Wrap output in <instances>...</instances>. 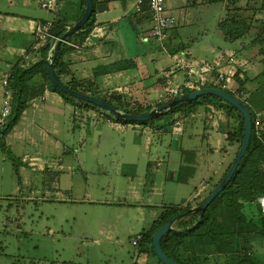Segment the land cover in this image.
Here are the masks:
<instances>
[{
    "label": "crops",
    "instance_id": "obj_1",
    "mask_svg": "<svg viewBox=\"0 0 264 264\" xmlns=\"http://www.w3.org/2000/svg\"><path fill=\"white\" fill-rule=\"evenodd\" d=\"M55 1L54 12L58 17L53 19L33 18L30 14L18 10L5 12L0 10V73L13 69L22 71L43 58L40 51L30 53L28 60L21 57L22 52L27 51L33 44L32 31L36 23L59 20L67 28L78 21L84 9L82 0ZM198 1L179 0L176 8H172L170 4L165 6L175 17L176 24L167 32L168 39L165 43L167 48L163 51L149 36L150 13L145 6H137L136 0H94L96 12L91 20L93 24L91 33L83 43H73L79 47L78 49L70 47L71 49L65 52L61 62L66 65L67 74L63 75V79L68 81L73 77L82 84L90 85L94 91H100L102 87L112 94L119 95L121 92L120 96L134 105L135 102L142 104L145 100L148 102L156 100L162 86L163 73L175 68L172 55L184 56L189 61L206 63L216 70L233 74L238 61L247 63L245 56L249 49L248 44H241L238 50L227 48L219 50V45L208 44L204 38L181 35V31H178L180 23L190 25L188 17L191 16L192 6L198 3L209 4L206 0ZM66 2L71 4L72 12L61 16ZM250 3L252 0H233L231 5L235 7L231 8L229 3L228 8L237 9L234 16L237 14L238 18L242 12L249 13L246 15L249 19L254 13L253 20L257 24L260 21L256 17H263L260 13L264 11H259L257 7L264 9V2L257 4L258 6H249ZM29 4L23 1V9L28 8ZM11 6L16 7L13 4ZM222 21L224 19L220 23ZM132 31L137 35L136 39L131 38ZM248 32L252 33V29L250 28ZM131 39L140 50L137 54H135L137 50L131 54L126 44V41ZM230 58L234 63H231ZM171 79L175 83H181L183 75L175 71ZM43 83V78L36 74L29 80L28 86L32 89L40 87ZM140 91L142 93L144 91L145 100L142 99ZM2 93L0 83V102ZM70 110L76 112V107L66 103L58 93L48 89L44 84L43 92L29 102L18 124L6 135L5 145L10 149L14 159L20 161L16 168L11 163L17 177L16 189L25 186H28L30 191L34 189L35 183L32 182L30 185L31 174L34 173L66 174L68 177L63 186L60 182H53L56 184L55 190L66 192L78 189L79 184L75 180L77 170L82 174L108 175L107 180L96 186L87 184L84 189L89 196L101 194L99 198H89L88 202L100 204L109 215V218L99 220L95 237H86L88 246L91 247L106 241L116 244L121 252L122 238L128 237L132 242L135 235H141L149 230L164 209L198 205L212 191V185L218 181L236 156V143L227 139L228 127L233 121L225 112L215 109L210 104L181 116L183 118L181 133L178 135L172 133V136H176L174 142L168 141L166 137L154 138L152 135L155 130L149 126L122 124L110 119L90 124L95 130L96 141H93L94 138L91 136L83 140L80 134L79 136L73 134L71 142L66 139L61 141L59 129L63 127L62 129L66 131L68 124L66 118ZM209 114H213L214 119ZM231 125L233 128L234 123ZM108 130L119 134V139L104 137L106 142L102 144V135ZM75 141L79 143L78 152L85 143L93 144L92 155L88 161L84 162L77 155L74 164L68 160L69 156L67 157L66 153H71V146ZM24 144L29 146L31 151L27 150L20 154V146ZM49 147L59 153L58 156L50 154L44 156L41 153ZM105 147V162H101L98 153ZM0 155L1 165L4 166L9 159L2 152ZM15 163L17 164V161ZM43 188L46 193L51 191L45 182ZM63 199L69 200L68 198L60 200ZM221 212L222 217L218 219L222 229L225 232L233 230L235 223L227 219L226 211L221 209ZM138 254L139 248L136 256ZM141 254L148 258L153 256L149 251ZM225 263L226 257L223 255L209 261V264Z\"/></svg>",
    "mask_w": 264,
    "mask_h": 264
},
{
    "label": "rangeland",
    "instance_id": "obj_2",
    "mask_svg": "<svg viewBox=\"0 0 264 264\" xmlns=\"http://www.w3.org/2000/svg\"><path fill=\"white\" fill-rule=\"evenodd\" d=\"M23 1L30 3L28 8L23 9ZM232 1L233 0H228L227 2L226 0V2L222 3L203 5L198 3L196 6H192L193 9L190 11L191 16L189 15L188 17V23L190 25L180 23L181 26L179 25L178 31H181V35H194L200 39L204 38L208 44L219 45V50H224L225 48L240 49L241 44L249 45L251 39L260 40L264 38V11H262V13L259 12L263 17H256L258 21H260L257 24L254 23L255 20H253L254 13H252L253 16H251L250 19L246 17L249 13H240V20L242 22L246 21V23L250 22L251 24L249 27L252 29V33L250 32L246 36L249 40L244 38L243 40L228 41L224 38L223 34L221 35L224 30H233V25L230 21H224V29H221L220 26V21L222 19L226 20L227 16L233 17L236 12V10H230L228 8L229 3L231 8L235 7L231 5ZM11 2L13 5H16V7L11 6ZM178 2L179 0H165V6L170 4L172 8H176ZM198 2H200V0ZM262 2H264V0H252L249 6H258ZM238 3H240V1ZM257 8L259 11L264 10L259 7ZM0 10L2 12L18 10L19 12L30 14L33 18L38 19H53L58 17L54 11L48 12L41 9L37 4V0H2L0 3ZM175 10L176 9H173V11ZM71 12V4L66 2V6L61 11L60 15H69ZM249 34H252V36ZM257 35H259V37H257ZM130 36L133 39L137 38V35L133 31L130 33ZM133 39L126 41V44L131 54L136 50L135 54H137L140 50H138L137 45H134ZM153 41L159 47V44L154 39ZM164 46L166 50L167 47L166 45ZM257 53V48H250L246 51L245 57L247 63L237 60L238 64L235 65L234 71L236 72L237 69H241L246 72V75L242 71L239 72L238 78L242 84L239 85L236 79L235 81L233 79L234 82L231 86L232 89L237 88L246 93L248 100L246 104L252 112L260 115V130L264 131V67L258 62L260 57ZM73 79V77L70 78V80ZM77 81L80 82L79 80ZM101 89L100 91L95 90V92L105 97H109V95L112 94L107 92L108 90H105V88L101 87ZM254 91L256 92L253 93ZM140 94L141 97L143 96L142 99L145 100L146 96L144 91L143 93L140 91ZM250 94H252L251 97ZM119 95H121V92ZM131 102L134 103V101ZM136 103L137 102L134 104ZM142 104H150L151 107L156 108L158 103L157 100L152 102L145 100ZM73 106L76 107V112L70 110L68 113L66 118L68 119V124L66 125L67 132L62 129L63 127H60V140L63 141L66 139L71 142V138L74 136L73 134L76 136L80 134L83 140L91 136L94 138L93 141H96L95 130L92 129L93 126L90 124L106 120V111L91 105L84 108L77 101H75V105ZM213 107L217 109L215 106ZM209 115L214 119V116H212L213 114ZM162 116V119H157L149 126L155 130L152 136L154 138L157 136L166 137L168 141L172 140L174 142L176 136H172V127L175 122H180L182 126V115ZM232 123H234V121ZM231 124H229V130L232 127ZM67 133H69V135ZM119 136V134L108 130L102 135V144L106 142L104 137H112L116 140L119 139ZM78 144L79 143L75 141L73 146H71V153H66L67 157L69 156L68 160L70 159L72 164L76 161V155L84 162L88 161L92 155L91 150L93 149V144H91V142L85 143L84 147L82 146V150L79 152ZM29 148L30 147L26 144L20 146V154L25 151L27 152V150L31 151V148ZM236 148L237 144L235 146V149ZM105 151L106 147L103 148L102 151L100 149L98 153V159L101 162H105ZM17 153L19 156V152ZM41 153L44 156H49L48 154H50V156H58L59 154L55 152L52 147L44 149V152ZM95 154L96 153H93V155ZM15 161H17L18 165L20 164L18 159ZM11 163L12 161L8 160L5 162V165L2 166L0 155V264H134L135 262H137L136 264H161L154 256H149V258L144 254L136 256L138 246H132L131 239L129 240L128 237H125V239L122 238L123 242L120 245L121 252L116 244L113 245V243L110 244L106 241H101L99 245H95L94 247L88 246L86 237H95L99 220L102 218H109V215L107 210L100 206V204L88 202V200H90L89 198H99L101 194H90L89 196L84 189L87 184L96 186L103 180H107V174H82L77 170V172H75L77 175L75 180L79 184L77 185L78 189L72 192H66L63 190H55L54 187L56 184L53 183L60 182L63 186L68 177L66 174L53 172L41 175V173H34L31 174L32 179L30 185L32 182L35 183V185H33L34 189L30 191L28 186L24 188L18 187L16 189L17 177H15L16 175ZM43 182L47 183L51 189L49 193H46L43 188ZM80 187L82 189H80ZM46 197L47 199L44 200ZM61 198H68L69 200H60ZM254 203H256V201ZM250 239L253 240L245 244L243 253L249 257L248 259L250 261L264 264V238H257L254 236V233H251Z\"/></svg>",
    "mask_w": 264,
    "mask_h": 264
},
{
    "label": "trees",
    "instance_id": "obj_3",
    "mask_svg": "<svg viewBox=\"0 0 264 264\" xmlns=\"http://www.w3.org/2000/svg\"><path fill=\"white\" fill-rule=\"evenodd\" d=\"M206 1L209 4H215L223 0ZM83 5H85L84 1ZM83 10L84 9H82L81 15L83 13ZM95 12L96 8L95 2L93 0V12L90 20L81 30L69 36L66 39L68 42L76 44H81L84 42V40L91 33L93 27L91 20ZM235 16H227V19L224 20L230 21V23L233 25L234 30H224V32L222 33L224 38L228 41L242 40L244 38L246 39V36L249 33L248 31L250 28L247 29V27H249L250 23L249 25H247L246 21L242 22L240 20V17L237 19V15ZM224 21L220 23L221 29H224ZM235 25L238 26L235 27ZM64 31L65 25L62 24L59 20L55 21L51 29L52 34L54 36H60L62 33H64ZM257 37H259V35H257ZM251 40L252 41H250L249 46L247 47L249 49L257 48V55L260 57L258 62L262 65V67H264V38L260 40ZM48 48V46L44 45L40 48L39 51L42 53L43 58L38 63L26 67L19 72L15 69L11 70L12 77L10 78L8 84L9 90L12 94L11 111L5 125L0 128V152L4 153L7 159L12 161L15 168L18 164L14 162L15 159L12 156L10 149L5 145V137L18 124L23 112L28 107L29 102L43 92L44 84H46L48 89L58 93L62 97V99L70 105H75V101H77L84 108L90 106L87 103H83L67 96L50 81L43 62ZM70 49L71 48L66 46L65 44H61V48L54 62V70L57 77L67 87L80 93L89 94L94 97L100 98L112 105L114 108L126 113L145 114L152 110L153 107H151L150 104L136 103L132 105L126 102L122 96L117 94H111L109 95V97L101 96L94 90H92L90 85L82 84L75 79H69L68 81H65L63 79V75L67 74V69L66 65H64L61 60L65 52ZM241 71V69H237L233 75L234 81L236 79L239 85L242 84V82L238 78V73ZM242 72L246 75L245 71ZM36 74H39L41 78H43L44 83L40 87H33L32 89H29L28 82ZM227 93L235 97L231 92L227 91ZM172 99H169L162 103H158L156 107H161L170 102ZM207 104H211L218 110L225 112L227 116L234 121L233 128H231L227 132V139L228 141L237 144V148L235 151L236 155L244 133L243 119L236 109H234L232 106L225 103L221 99L212 96H205L190 103L180 104L169 110L164 115H187ZM245 105L248 107L247 104ZM250 112L252 117V136L250 138L247 150L229 184L206 208L202 220L197 226L191 228L190 230H186L187 228L192 227L197 222L199 217L198 213L184 216L174 223V231L164 235L161 240V247L164 253L178 264H209L210 260H215L219 255H223L224 257H226L225 264H253V262L248 259L249 257L245 255L243 251L245 249V244L253 240L250 239L251 233H254V236H256L257 238H264V216L261 214L259 206L254 203L257 196H264V131L260 130V135L256 136L253 127L255 112H252L251 110ZM105 114L107 119L114 120L115 122L122 124L140 125L143 127H148L157 119L159 120L163 118V116H160L157 119L147 123H128L125 121L115 120L107 112H105ZM230 165L231 162L228 164L220 179L212 186V190L225 176ZM190 207V205H187L183 208L168 207L164 209L158 216V218L153 222L149 230L141 233V240L138 243L139 254L149 251L155 257L151 245L153 234L174 215L184 212ZM221 209L222 211L227 212V219L233 220V222L235 223V228L233 230L225 232L222 229V226L220 225L218 219L222 217ZM136 263L137 262H135L134 264Z\"/></svg>",
    "mask_w": 264,
    "mask_h": 264
},
{
    "label": "built area",
    "instance_id": "obj_4",
    "mask_svg": "<svg viewBox=\"0 0 264 264\" xmlns=\"http://www.w3.org/2000/svg\"><path fill=\"white\" fill-rule=\"evenodd\" d=\"M39 7L45 11L53 12L56 10L55 0H37ZM137 6H145L150 13L151 27L149 30V36L154 39L163 51L165 50V43L168 39V30L173 28L176 24L175 17L166 9L165 0H136ZM54 21H44L35 24L33 34V44L27 51H23L21 57L23 60L29 59L30 53H37L43 44L50 38L55 36L52 34L51 29ZM57 37H55L56 39ZM68 47L78 49L79 47L71 42L65 40L62 42ZM172 61L174 69L165 71L163 73V81L160 91L157 93V103L165 102L169 99L176 98L190 91L200 90L207 87L217 88L222 91L231 92L235 98L243 103H247V95L240 89H232L233 74L228 72L216 70L209 64L196 63L187 60L184 56L172 55ZM231 63H234L232 58L229 59ZM175 71L180 72L183 75L181 83H175L171 77ZM12 77V72L0 73V83L3 89L2 98L0 102V128H2L11 111V99L12 94L9 90L8 84ZM259 114L255 113L253 127L256 136L260 135V118ZM118 123V122H117ZM117 125V124H116ZM119 126V125H117ZM172 131L175 135L181 133V123L175 122L172 127ZM257 205L260 208L261 214L264 216V196H257L255 199ZM141 240V235L138 234L132 239V245H138Z\"/></svg>",
    "mask_w": 264,
    "mask_h": 264
},
{
    "label": "water",
    "instance_id": "obj_5",
    "mask_svg": "<svg viewBox=\"0 0 264 264\" xmlns=\"http://www.w3.org/2000/svg\"><path fill=\"white\" fill-rule=\"evenodd\" d=\"M84 1V10L79 18L78 21H76L71 26L65 28L64 33H62L60 36L50 38L48 39L43 45L48 46V51L46 53V56L43 60L46 72L49 76L50 81L64 94H66L69 97H72L78 101L90 104L92 106L98 107L106 111L108 114H110L115 120L119 121H125L128 123H147L152 120L157 119L158 117L166 114L169 110L173 109L174 107L190 103L192 101H195L199 98L205 97V96H212L216 97L218 99H221L225 103L232 106L234 109H236L243 119V125H244V133L243 138L241 141V144L239 146L238 152L236 156L234 157L228 171L226 172L225 176L222 178V180L217 184V186L208 194V196L203 199L201 203H199L196 206L190 207L184 212H181L177 215H174L171 219H169L164 225H162L160 228L157 229V231L152 236V249L155 254V257L161 264H178L177 262L170 259L163 251L161 247V240L164 235H166L169 232L174 231L173 225L174 223L184 217L189 216L191 214H199L197 222L190 228H187L186 230H190L191 228L197 226L203 217V214L206 210V208L213 202V200L219 195L221 191L225 189V187L229 184L231 181L233 175L235 174L250 141V138L252 136V117L251 112L249 108L233 97L231 94L219 90L217 88L213 87H207L200 90L190 91L183 95H180L174 99H172L167 104L153 108L151 111L145 114H131L126 113L123 111H120L116 108H114L112 105L107 103L106 101L94 97L89 94H83L78 91H75L69 87H67L56 75L54 70V62L57 58V55L59 53V50L61 48L62 42H64L69 36L75 34L79 30H81L85 24L88 23V21L91 18L92 12H93V0H83Z\"/></svg>",
    "mask_w": 264,
    "mask_h": 264
}]
</instances>
